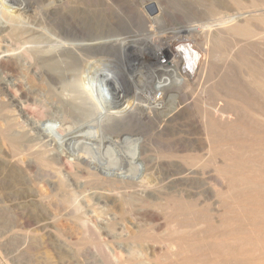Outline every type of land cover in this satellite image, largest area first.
<instances>
[{
	"label": "bare ground",
	"instance_id": "obj_1",
	"mask_svg": "<svg viewBox=\"0 0 264 264\" xmlns=\"http://www.w3.org/2000/svg\"><path fill=\"white\" fill-rule=\"evenodd\" d=\"M68 1L39 0L33 5L28 0H0V75L4 78L0 82V219L6 221L5 229H0V263L89 264L84 263V259L80 261L83 255L79 254L78 258L71 247L59 241L60 237L57 241L53 235L58 234L56 220L72 217L84 225L90 211L93 217L106 216L104 220L108 217L114 222L143 219L159 226L161 218L166 221L168 232L164 239L157 234L152 236L151 231L148 237V233L134 231L139 235V243L144 244V252L142 249L132 251L136 259L143 258L138 264H152L148 255L156 261L162 256L165 264H264V67L255 68L250 63L251 54L248 55L253 51L264 60V0H247L248 3L208 0L210 12L207 14L211 21L205 22L207 25L179 26L173 29L172 35L164 33L160 38L143 34L133 43L134 47L128 48L135 60L143 62L139 67L146 70L150 79L166 72L169 75V79H161L166 83H154L157 92L168 94L171 104L168 118L164 117L166 120L160 124L163 130L188 106V102L185 105L182 100L181 107L175 108L174 104L177 97L186 99L183 90L201 75L204 65L212 70L219 64L223 72L228 68V61L236 65L240 61L242 68L247 69L243 75L241 72L242 82H238L241 85L237 94L233 91L232 97L227 95L224 112L221 108L213 109L214 100L219 96L212 89L213 75L210 86L214 99L206 100L210 102L201 114L206 133L217 134H208L205 141L208 152L211 149L215 152L214 176L221 187L220 196L232 201L235 211H231L235 213L234 220L222 222L240 226L239 231L235 230L238 234L226 232L225 235L223 231L225 236L213 243L208 241L219 236L215 233L216 236L211 237L208 229L204 230L206 235H193L194 228L204 226L199 221L202 218L198 215L200 219L196 217L194 223L190 222L197 214L193 212L192 196L190 193L176 195L171 178L174 169L187 179L199 178L205 173L171 163L162 166L159 161L155 163L144 157L139 147L141 140L126 134L131 124L138 125L140 119L136 118L134 105L127 103L118 107V103L125 101L127 80L117 68H112L114 66L88 62V57L84 59L81 53L92 54L116 46L102 44L99 47L93 42L73 44L67 33L70 31L59 21L67 11ZM138 1L142 6L152 3L151 0ZM231 39L235 41V55L226 57L215 51L204 56L203 45L222 47ZM183 44L185 47L181 48ZM162 57L164 64L159 63ZM78 59H83L84 63L77 64ZM185 72H189L186 79L182 75ZM216 75L219 78V74ZM203 90L205 93L206 89ZM147 94L149 106L145 107L148 113L144 117L150 119V113L157 117L163 107ZM179 148L174 146L169 154L176 155ZM158 186L165 191H159ZM54 190L67 192L63 206L51 202ZM197 205L200 207L197 203L196 208ZM218 207L215 206L212 210L215 214L212 213L216 215L214 222L219 223L222 218ZM200 211L201 207L197 212L203 214ZM175 214H180L186 222L172 225L171 218ZM202 217L205 218L204 214ZM127 227L134 229L137 224L131 221ZM51 238L57 241L53 246ZM112 253L110 257L106 254L107 258L100 257L113 264H134L123 261L124 255L119 251Z\"/></svg>",
	"mask_w": 264,
	"mask_h": 264
},
{
	"label": "rangeland",
	"instance_id": "obj_2",
	"mask_svg": "<svg viewBox=\"0 0 264 264\" xmlns=\"http://www.w3.org/2000/svg\"><path fill=\"white\" fill-rule=\"evenodd\" d=\"M28 1L32 2L33 5H37V3H39V0H32V1L28 0ZM69 1H68L69 5L67 4V6H66L67 11L65 12V15L63 16V18H61L59 21L61 22V24L63 26H65V28H67V31L68 30L70 31L67 33H69L68 34V37L70 36L69 40L73 44H79V43H83V42L84 43L93 42V43L98 44L99 47L102 44H115V46H116L113 48L111 47L112 49H109V50H112L113 52L109 51V50L103 51L102 49H100L99 52L96 51V53H92L93 55L90 54V52L87 53L86 51L81 52V53H83L84 56L83 55L82 56L84 59L86 57H88V58H86L88 60V62L94 61L95 63H100L101 65H104V66H109V67L114 66L112 68H115V69L117 68L116 70L120 71V73L122 74L125 81L127 80L126 85H127L128 90L125 89V93H126L125 94L126 98H124L125 101H123L120 104L118 103L119 106L118 105H115V106H118L121 108V107L127 105V103H129V105H131V106L134 105L133 106L134 112L135 113L137 112L136 118L139 119V117H140V119L138 121V125L136 124L137 126L136 125L134 126V124H131V126L128 129L129 131L127 130L126 134L127 135L132 134L131 136L133 138H139L141 140V144H139V147L141 146V151L145 155L144 157L147 160L153 159L154 162L156 161L155 163H157V161H159V163L162 166L171 163L175 167L184 166V167H187L190 169L194 168L193 170H195V168H196V170L198 172H200V173L202 172V174L205 173L204 175H202V177L195 178V179H193V178L187 179L186 175L180 174L177 171V169H174L171 172V178L174 179V184H175L174 193L176 195L189 194L190 193L192 196L191 197L192 202L195 205L193 212L197 213V214H194L192 216V219L193 218L194 219L193 220L190 219V222L194 223L197 220V218L198 219L202 218L199 221L202 222V224H204V226L202 225V227H200V229L194 228L195 230L193 229V232H192L193 235H195V237H201L198 235H206V234H204L205 233L204 230L208 229V231L211 233V234L210 233H208V234H210L211 237H213V235H215V233H216V235L218 234L217 236H219V237L213 238L214 240L211 239L208 241L209 243H213V242L219 241L221 236L223 235V233L225 234L226 232H232V233L238 234L237 231H239L238 230V228L240 227L239 225L234 226L237 224L233 223L234 224L233 225L232 223H229L230 224L229 225L227 223V225H228L227 226L224 222H222L225 219H226V221L234 220L235 213H231V211L232 210H233V212H235V211L233 209V204L231 203L232 201L230 202V200L225 199V198L220 196V195H222L221 187H219V182L215 179V176H214V163H215V161H217L214 158L215 152H214V150L212 151V149L210 152H208V149H207L208 147H207V144L205 141L206 136L208 134L209 135L212 134L215 136L217 134H214L215 132H211V133L207 132L206 133L207 129H204V127H203V120H202L201 116L203 115V110H205V106H207L206 103H209L210 101H213V99H214L213 98L214 95L212 93L213 90L216 91L217 95H219L217 97V99L214 100L215 106L213 107V109L216 107L215 109L221 108L220 111L222 109H223L222 110L223 112L225 111L224 106L226 105L227 99L229 98V96H231L230 93L232 94V93H234L233 91H235L237 94L236 90H239V88H240L239 86L241 85L240 83L242 82L241 78H242V75L244 74L243 71L247 70V69L242 68L240 61H238V64H237L240 67H238L236 64H233L231 61H228L227 65H226L228 68L226 69V71L225 70L223 71L224 73L221 72V70H219L220 69L219 64H217V66H213L212 70H210L211 68H209V66H206L207 68H205V65H204V69H203V72L201 73V75L197 79L194 78L195 82L192 84H189V86L183 90L184 94L186 96V99H181V98L177 97L175 104H174L175 108H179L182 106L183 102L185 105H186L185 102H188V106L186 105L185 106L186 108L183 107L184 111H182L178 116H176L175 119L173 117V119H171L170 123L167 125V128L165 130H163L160 128V124L164 122L163 120H166L168 118V115H169L168 112H170L171 104L168 101V97H167L168 94L165 91H161L160 93L157 92L154 89V87H155L154 83H156V82L162 83V84L166 83V82H164V80H161V79L162 78L169 79V75L166 72V73L160 74L159 77H157V78L150 79V77H148V73L146 72V70L143 67H139L140 65H142L143 62L141 60H135L132 57V55L128 49L129 46H132L133 43L136 41V39L138 37L139 38L142 37L143 34L148 35V36L154 35V36H157V38L158 37L160 38L161 35L164 36L163 35L164 33H168V35H172L173 29H176L179 26H185V25L190 26V25H196V24L197 25L200 24L203 26L205 22L208 24L211 21V19H208L209 14H207V12L208 13L210 12V6L208 5L209 1L208 0H151L152 3L150 6H142L138 0L137 1H135V0H69ZM202 1H204V2L202 3ZM242 1L248 3L247 0H242ZM197 6H199L200 10H196V9H199ZM203 6H205V8H203ZM193 9L195 11H193ZM227 41L223 43L222 47L221 46L217 47L214 45H203L202 49L204 52V56L209 55L210 53L214 54L215 51H217V53H215V54L221 53L222 55H224L226 57L230 56V55H235V53H234L235 52V50H234L235 45H233V43L235 41L234 40L232 41V39L227 40ZM134 46L135 45H133V47ZM180 46H181V48L185 47L184 44L180 45ZM184 50H186V49H184ZM255 53L256 52H253V51L248 52V55H250V54L252 55V56L250 55V57L248 56L250 61H251L250 63L254 64L255 68H260L261 65H262V67H264V60L262 59V56L260 54H255ZM169 54H171V53L169 52ZM258 56H260L261 59ZM138 62H139V64H138ZM82 63H84L83 59L82 60L78 59L77 64L81 65ZM210 64H212V63H210ZM134 66H136V67H134ZM186 68H188V67H186ZM230 70H231V72H230ZM186 71H188V70H186ZM241 72H243L242 75H241ZM238 73H239V75H237ZM185 74H186V72L182 75L186 79L187 74L186 75ZM216 74H219V78L220 77L221 78L219 79L218 75H216ZM213 75H215V76L213 77ZM239 76H240V78H239ZM211 78L214 81L213 88L210 86L211 85L210 82H213ZM84 79H85V76H84ZM2 80L4 81V78H2V75H0V82H2ZM216 80H218V81H216ZM236 82L237 83L240 82V83H238L239 85ZM236 84L238 85V87H236L237 86ZM203 88L206 89L205 93H203L204 92ZM230 90L232 92H230ZM193 92L196 94V96ZM147 93H150L151 98L154 97L155 102L160 103V105H162V107L164 108V109L163 108L160 109V112H159L160 115L158 114L159 116L157 115V117L153 113H150V117L152 116L150 119H147L144 117V115L146 116V113H148V109L147 108L145 109V107L149 106V101L147 99L148 98ZM153 94H154V96H153ZM158 94H159V96H158ZM169 94H172V93H169ZM173 94L176 95V93H173ZM188 94H189V96H188ZM8 95H10V94H8ZM227 95H229V96H227ZM190 98H191V100H190ZM178 99H179V101H178ZM204 100L205 101L210 100V101L205 102ZM203 101H204V105H203ZM195 103H196V105H195ZM192 105H193V107H192ZM136 106L138 108H136ZM196 107H197V109H196ZM117 109H119V108H117ZM163 111H164V113H163ZM217 111H219V110H217ZM220 111H219V113L221 114L222 112H220ZM142 116H143V118H141ZM162 117H163V119H162ZM164 117L165 118L167 117V118L165 119ZM133 135H135V136H133ZM218 135H220V134H218ZM204 141H205V143H204ZM202 143H204L205 145ZM198 144L202 147L199 148ZM174 146L178 147V148L180 147L179 148L180 152L176 153V155L175 154L170 155L169 152H170L171 148H174ZM194 146H197V147H194ZM193 148H195V150ZM172 151L173 150H171V152ZM212 152H213V154H212ZM183 159H184V161H183ZM193 160H196V162L195 161L193 162ZM196 163H197V165H196ZM161 186H164V185H161ZM161 186H158L157 189H159V191L161 190L162 192L165 191V188H163ZM224 190L226 191L225 188H224ZM225 191H224V193H225ZM66 193H67L66 191L54 190L52 192V194H54V195H53V197L51 196V198H53L55 200L50 199L51 202L53 201L52 202L53 204L57 203L58 205H62L65 202V199H66L65 195H67ZM223 196H224V194H223ZM78 199H81V198L79 197ZM56 200L57 201L59 200L58 202L60 204ZM214 200L215 201L218 200V202H216L217 205L220 204V202L223 205L220 204L218 207L215 204ZM162 202L163 201H161L160 203H162ZM197 203H199V205L201 207L200 212H203L204 217L206 219L205 218L203 219V217H202L203 214L200 213L201 214V216H200V214L197 212L198 209L200 210V207L198 205L196 208ZM200 203H202V206ZM203 203H204V205H203ZM229 205H232V206L229 207ZM215 206L218 207L219 209H221L220 210V217L222 218V220L220 222L222 224L220 222H219L220 223L219 224L217 221L214 222L215 221L214 217L216 215H214L215 212L212 210L215 209ZM224 206H227L228 209L226 207L224 209ZM202 207L205 210H203ZM229 208H232V209L229 210ZM226 210H228V212H225ZM212 212H214V214ZM89 214H90V211H88L86 218H84L86 220V222H85L86 224H84L85 226L81 225L82 223H79V221L73 219L72 217L70 218V217L65 216V217H62V219L56 220L55 224L57 226L56 228H58L57 229L58 234L57 233L55 234L57 236L53 235L54 238L57 239V241L60 239L59 241H61V242L63 241L67 247H69V248L71 247L72 252L74 251L75 253H77L76 256L78 258H79V254L83 255V257L81 256L79 259H81L80 261H82L84 259L83 260V261H85L84 263L90 262L89 264H109V262H110V264H113L111 261H108V262L103 261L102 258L103 257L107 258L106 256L110 257L113 254L112 253L113 251H119L120 254L124 255V256L120 255V257L123 256V257H121V259H123V261L125 260L126 263L129 262V263L138 264L139 262H141L143 260V258L139 257L136 259V257L134 256V253L137 251L139 252L140 251L139 249H142V251L144 252V244L141 242L139 243V240H138L139 235L135 234L134 231L137 230L138 232L148 233V235L141 233L144 236L147 235L146 237L150 236L151 234H152V236H156L153 234H157V236L162 237V239L166 238L165 236L167 235V232H168V227L166 225V221L162 218H161V220H159L161 222V224L159 226H155L154 223H150L149 221H144L143 219H137L134 221V219L131 220V218L130 219L127 218L130 220V222H128L127 219H126L127 221L125 220L126 223L124 222L123 219H122L123 221L117 220L116 222H114L115 220L112 221L108 217L106 218V220H104V217H106V216L101 217V215H100V216H97V218H96V217H93L92 215H89ZM232 214H233V216H232ZM198 215L200 218L197 217ZM227 218H230V219L227 220ZM107 219H108V221H107ZM171 219H172V225H177L180 223H181L180 225H183L186 222L181 218L180 214H179V216H177V214L173 215V217ZM67 220H69V221H67ZM104 221H105V223H104ZM131 221L133 223L137 224L136 228L131 229L130 227H127L128 223H131ZM88 222H89V224H88ZM118 222H120V223H118ZM238 222H239V224L241 223L240 221H238ZM100 223L102 225H100ZM114 224H116L115 228H114ZM126 224H127V226H126ZM106 225L109 226V227L107 226L108 228L111 227L110 229L112 230V232L109 231L110 229H108L106 227ZM122 225H124L126 227V229H124L125 227H123V229L122 228L120 229L119 226H122ZM5 226H6V221L0 219V229H2V230L5 229ZM104 226L106 228H103ZM116 226H118V227L116 228ZM93 228H95V229H93ZM117 229L119 231H121V230L124 231V233L122 231L118 232ZM197 229L200 232L201 231H204V232L203 233L201 232L202 233L201 234L200 232L197 231ZM235 230H237V231H235ZM127 231L130 233H128ZM150 231L153 233H151ZM194 231L196 234L194 233ZM211 231L212 232L215 231V232L212 233ZM223 231H225V232H223ZM110 232L112 234H110ZM149 232L151 234H149ZM115 233L117 235L121 233L122 236L120 235V237L118 236V238H117V235ZM197 233H198V235H197ZM123 234H124V236H123ZM128 234L130 237L127 236ZM225 235H227V234H225ZM225 235H223V236H225ZM74 237H76V238H74ZM124 237H126V238H124ZM54 238L53 239L51 238L52 240H50L51 246L54 245L53 242L57 243L56 239L54 240ZM122 238H123V240L124 239L125 240L124 241L120 240ZM115 241L118 243V246H117V243ZM72 247L75 248L76 251L78 249V251L76 252ZM203 247H204V244H202V248ZM99 248H101V249H99ZM130 251L131 252L135 251V252L131 253ZM105 254H106V256H105ZM100 255H102L101 256L102 258L100 257ZM148 256L147 257L151 259L152 264H157V262H160V264H162L164 262L163 264H165V260L163 259L162 256L157 258V261L151 255H148ZM85 257H87V259H85ZM125 257H127V258L125 259ZM128 257H132V258H128ZM96 258H98V259H96ZM140 258H141V260H140ZM89 259H91V260H89ZM92 259L94 260L93 261L94 263L92 262ZM96 260H97V262L102 261V263H100V262L97 263ZM138 260H140V261L138 262ZM153 260H155L156 263H154Z\"/></svg>",
	"mask_w": 264,
	"mask_h": 264
},
{
	"label": "built area",
	"instance_id": "obj_3",
	"mask_svg": "<svg viewBox=\"0 0 264 264\" xmlns=\"http://www.w3.org/2000/svg\"><path fill=\"white\" fill-rule=\"evenodd\" d=\"M161 62V64H164L165 63V59L162 57V58H160V60H159V63Z\"/></svg>",
	"mask_w": 264,
	"mask_h": 264
}]
</instances>
